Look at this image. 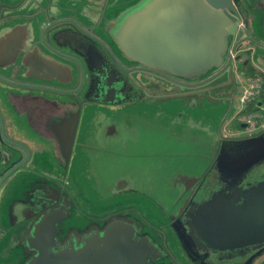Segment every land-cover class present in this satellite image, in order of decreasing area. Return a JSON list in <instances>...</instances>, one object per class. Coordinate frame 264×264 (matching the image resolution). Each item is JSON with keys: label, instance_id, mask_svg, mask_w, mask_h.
<instances>
[{"label": "water", "instance_id": "1", "mask_svg": "<svg viewBox=\"0 0 264 264\" xmlns=\"http://www.w3.org/2000/svg\"><path fill=\"white\" fill-rule=\"evenodd\" d=\"M240 1L117 0L108 6L112 2L109 0L99 7L76 0H69L67 5L62 0H0V239L9 234L10 222L18 221L15 213L22 215V204L28 201L27 211L33 216L27 230L30 246L36 233L50 234V238L39 240V254L29 264H155L149 257L160 255L158 249L177 264L163 242L164 231L149 223L137 209L131 210L132 219L122 212L93 220L95 227L78 228L68 244L58 247L51 233L57 222L70 213L67 201L71 196L48 186L46 179L36 181L35 174L46 171L40 158L29 161L28 154L17 161L19 148L26 152L29 149L8 133L4 119L23 92L41 93L65 106L73 103L66 93L74 83L71 70L78 47L88 52L95 70L100 92L94 98L96 102L121 107L122 99L107 97L111 89L122 91L117 75L129 72L127 66L135 64L177 76L181 81L204 80L201 85H188V91L179 99L182 107L197 108L206 96L216 103L221 100L214 96L217 90L205 82L227 58L233 57L235 40L243 44L250 39L241 38L244 24L237 12ZM248 1L259 6L251 27L259 35L264 32V0ZM97 28L109 34L103 37L111 61L81 40ZM234 106L233 101L219 118L208 115L219 119V145L210 164L194 176L196 182L206 176L208 169H216L219 186L201 198L186 199L170 225L185 249L224 260L264 247V173L248 179L250 172L264 163V129L251 135L239 131L228 134L223 126L238 110L231 113ZM64 121L69 123L66 118ZM23 183L29 186V198L18 191ZM138 200L155 218L167 216L162 208L147 205L143 198ZM36 209L39 215H35ZM167 219L171 220L172 215ZM156 233L161 238L158 242Z\"/></svg>", "mask_w": 264, "mask_h": 264}, {"label": "flooded vegetation", "instance_id": "2", "mask_svg": "<svg viewBox=\"0 0 264 264\" xmlns=\"http://www.w3.org/2000/svg\"><path fill=\"white\" fill-rule=\"evenodd\" d=\"M62 1L64 5L69 2V0ZM76 1L82 5L91 4L102 7L106 6L109 0ZM110 1L112 2L108 6L117 2V0ZM257 8L259 9L258 4L248 0H241L237 5L238 17L244 24L241 38H250L248 42L252 46H244L239 40H235L233 57L227 58L224 66L214 73L207 80L208 82H205L210 89L221 91V100L216 103L205 99L197 108L194 106L192 109L186 106L182 107L179 99L188 91V85H201L204 80L192 78L188 81H181L177 76L135 64L127 66V69L130 68L129 72H119L117 75L122 91L111 89L107 97V99H122L121 107L114 108L109 104L96 102L94 98L100 92L95 80V70L91 67L92 62L88 52L84 48L78 47L76 61L71 70L74 83L67 87L68 92L66 93V97L73 103L70 102L65 106L56 103L55 99H46L41 93L27 94L23 92L19 99L22 102L23 108L20 109L23 112L20 113L15 105L10 106V111L7 112L4 119L7 131L13 138L26 144L29 149L28 153L25 149L19 148L21 154L17 161L28 154L29 161L40 158L46 171L35 174L36 181L41 182L42 179H46L48 186L63 193H69L71 196L69 197L70 201H67V205L71 207L70 213L65 215L59 223L57 222L53 233L50 232L51 238H55L58 247L68 244L71 234L78 228L95 227L96 222L93 220L98 221L122 212L129 215L128 219H132L131 210L137 209L149 223L164 231L163 242L177 264H264V247L242 257L224 260L218 259L214 255H205L202 252L185 249L179 234L172 233L170 225L176 221L173 214L179 210L185 200L189 201L194 197L201 198L219 186V172L216 169H208L206 176L199 178L196 182L194 181L195 171L188 172V175L181 174L170 183L168 189L158 188L153 191L146 190L147 188L143 189L140 187L141 185L131 181L127 176L129 169L124 173L126 174L124 179H119L117 171L120 169L116 162L111 159L112 162L109 166L104 158L98 155L99 151L95 154L96 156L92 154L93 150L97 151L95 146L97 147L96 142L99 141L102 130L106 129L108 132L105 133L112 134L113 126L110 125L118 113L130 114V112L138 111L146 116H156L161 122L176 123L177 125L184 122H179V120L192 116L207 117L210 114H215L216 118L220 116L219 114L224 115V112L233 103L234 96L240 87V80L236 78L238 75L237 65H239V70L240 66L243 69L244 66L251 65L264 72V69L257 64L259 56L256 57L257 48L264 50V32L257 35L252 29L257 18ZM234 18L236 19V16ZM103 36H109L108 32L105 29L97 28L93 32L89 30L86 38L81 36V40L93 46L103 58L111 61L112 55L108 51V43ZM251 51L254 52L252 57H246L236 64V60L241 55L251 53ZM253 61L256 65L253 64ZM204 107H208L210 110L203 111ZM38 118L41 121L40 128L36 125ZM64 118L69 123L63 122ZM232 121L233 119L229 122ZM10 127L13 128V134L9 132ZM16 133L18 136L15 135ZM102 139L105 140L103 137ZM112 170H115L113 176L109 177V172ZM262 173H264V163L256 166L250 172L248 179L259 178ZM53 181H57V185ZM28 189V184L23 183L18 191L22 196L26 195L29 198ZM46 194L49 195V192ZM139 198H143L151 207L162 208L166 211L167 216L160 217L161 219L155 218L153 213L151 214L147 210V206L138 200ZM25 203L21 207L23 214L15 213L18 216V221L10 222L9 234L5 233L0 239V264H29L39 254V240L50 238V234L36 233V236L33 237V245L30 246L28 239L30 233H27V230L33 216L27 211L28 201ZM37 211L38 209L35 210V215L40 214V212L36 213ZM170 215H172V219L168 220ZM32 225L37 226V223H32ZM175 226H179V223H175ZM11 231L12 235H10ZM154 237L156 242L161 240L157 233ZM158 252L160 255H157L156 258L150 256V261L154 260L155 264L159 262L173 264L171 258L164 255L163 250L158 249Z\"/></svg>", "mask_w": 264, "mask_h": 264}, {"label": "rangeland", "instance_id": "3", "mask_svg": "<svg viewBox=\"0 0 264 264\" xmlns=\"http://www.w3.org/2000/svg\"><path fill=\"white\" fill-rule=\"evenodd\" d=\"M243 44L252 46L248 41ZM256 51V57L259 56L257 64L264 69V50L257 48ZM253 53L251 51V53L241 55L236 60V64L246 57H252ZM253 64L256 65L255 62ZM237 66L239 67V65ZM238 67L236 78L240 80V87L238 86L236 96L241 91V84L245 76L241 66L240 70ZM214 94V96L222 97L219 90ZM206 99L211 103L215 102L210 96H206ZM236 100L237 98L231 113L239 108ZM228 123L226 125L230 128H241L240 123L238 124L235 120ZM110 126L114 128L111 129L112 134L105 133L108 131L103 129L99 141L96 142L95 149L97 151L93 150L92 154L95 155L99 151L98 155H101L100 157L104 158V161L110 166L113 155H109V151L115 152V159L119 157L123 164L128 163L124 165L128 166L130 170L127 175L129 179L141 185V188H147L146 190L168 189L170 178L174 173H179L180 169L183 170L182 174L184 171L200 172L204 166L211 162L210 156L217 149V138L213 137L211 127L209 131L205 128L190 131L187 125L179 127L176 123L161 122L156 116H146L138 111L130 112V114L118 113ZM217 134L220 135L219 132Z\"/></svg>", "mask_w": 264, "mask_h": 264}, {"label": "built area", "instance_id": "4", "mask_svg": "<svg viewBox=\"0 0 264 264\" xmlns=\"http://www.w3.org/2000/svg\"><path fill=\"white\" fill-rule=\"evenodd\" d=\"M242 83L243 88H241V92L237 96L239 108L232 119L237 120L240 123V127L242 123L245 124L244 127L238 130L239 132L249 134L264 129L263 103L259 104L260 101H258L259 109L257 110L243 111L248 103L258 99L264 86V78L261 75L245 76Z\"/></svg>", "mask_w": 264, "mask_h": 264}, {"label": "crops", "instance_id": "5", "mask_svg": "<svg viewBox=\"0 0 264 264\" xmlns=\"http://www.w3.org/2000/svg\"><path fill=\"white\" fill-rule=\"evenodd\" d=\"M68 1V0H67ZM235 100V99H234ZM233 100V101H234ZM235 102V101H234ZM27 105H28V102H27ZM15 106H16V108L17 109H19L20 110V113L21 112H23L20 108L22 107L23 108V106H22V102L21 101H18L17 100V103L15 104ZM181 121H184L183 122V124H179V127L181 126H185V125H187L188 127H189V130L190 131H192V130H199V129H201V130H203L204 128L205 129H207V131H209V129H211V133H212V135H213V137H215V138H217V149H218V145H219V136H218V134H217V132H219V126L217 125V123H216V120H214L212 117H200V116H192V117H188V118H186V119H183V120H179V122H181ZM40 123H41V121H39V118L37 119V122H36V125H37V127L38 128H40ZM227 124V123H226ZM228 125V124H227ZM227 125H225V126H223L226 130H227V133L228 134H233V133H235V132H237L239 129H234V128H230L229 126H227ZM211 127V128H210ZM13 128H9V132L10 133H12L13 134V130H12ZM15 135H17L18 136V134L16 133ZM217 149H216V152L213 154V155H211L210 156V159L209 160H212L213 159V157H214V155L217 153ZM109 153H110V155L112 154L113 155V157H112V161L113 162H116L117 163V165L119 166V169H120V171L118 170L117 171V173H118V178L119 179H124V177H125V175L126 174H124L125 172H126V170L128 169V166H125L124 164H128V163H122L121 162V159H119V157L118 158H116L115 159V155H116V153L115 152H113V151H109ZM209 162V161H208ZM210 164V163H209ZM208 164V165H209ZM208 165H206V166H204L203 167V169L202 170H204ZM202 170L200 171V172H202ZM115 170H112V172H109V177H111V176H113V172H114ZM180 172H179V175H177L178 173H174V175L172 176V178H170V180H169V184L175 179V178H177V177H179L181 174H182V172H183V170L182 169H180L179 170ZM200 172H196V174H198V173H200ZM188 175V172H185L184 171V173H183V175ZM195 174V175H196Z\"/></svg>", "mask_w": 264, "mask_h": 264}, {"label": "trees", "instance_id": "6", "mask_svg": "<svg viewBox=\"0 0 264 264\" xmlns=\"http://www.w3.org/2000/svg\"><path fill=\"white\" fill-rule=\"evenodd\" d=\"M242 70L244 71L245 76H258V75H261L264 78V72L254 68L251 65L244 66V68ZM258 101H261L264 104V86H263V89H262L260 95L258 96V99L248 103L244 107L243 111H252V110L259 109V106L257 105ZM235 121L239 124V122L237 120H235Z\"/></svg>", "mask_w": 264, "mask_h": 264}, {"label": "bare ground", "instance_id": "7", "mask_svg": "<svg viewBox=\"0 0 264 264\" xmlns=\"http://www.w3.org/2000/svg\"><path fill=\"white\" fill-rule=\"evenodd\" d=\"M241 85H242V87H241V88H243V83H242ZM238 95H239V94H238ZM238 95H237V96H238ZM234 101H235V100H234ZM247 135H251V133H249V134H247Z\"/></svg>", "mask_w": 264, "mask_h": 264}]
</instances>
